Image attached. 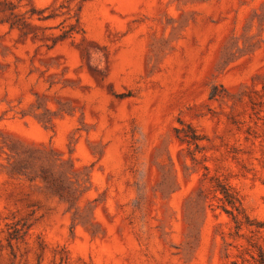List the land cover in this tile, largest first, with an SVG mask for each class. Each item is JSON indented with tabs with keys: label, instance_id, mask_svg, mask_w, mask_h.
I'll return each instance as SVG.
<instances>
[{
	"label": "rangeland",
	"instance_id": "374dc122",
	"mask_svg": "<svg viewBox=\"0 0 264 264\" xmlns=\"http://www.w3.org/2000/svg\"><path fill=\"white\" fill-rule=\"evenodd\" d=\"M263 82L264 0H0V264H231Z\"/></svg>",
	"mask_w": 264,
	"mask_h": 264
},
{
	"label": "trees",
	"instance_id": "16d2710c",
	"mask_svg": "<svg viewBox=\"0 0 264 264\" xmlns=\"http://www.w3.org/2000/svg\"><path fill=\"white\" fill-rule=\"evenodd\" d=\"M249 106V120L246 122L244 131L246 139H255L264 133V82L261 88L255 84L245 93ZM245 122L233 120V123ZM182 123V122H181ZM188 131L176 127V136L181 141H189L188 137H195L192 134V126L188 125ZM239 129L241 127L238 126ZM261 130V131H260ZM181 131L183 134H181ZM215 189L221 194L222 207L229 213L234 222V231L231 235L235 239H243L241 243H235L233 246L236 252L231 258V264H264V220H258L251 217L245 210L240 196L227 183L216 180ZM246 227L248 233L242 232ZM231 243H226V256H229L228 247Z\"/></svg>",
	"mask_w": 264,
	"mask_h": 264
}]
</instances>
